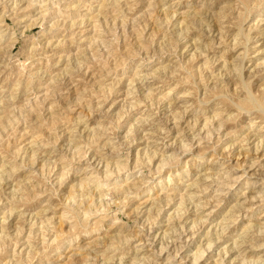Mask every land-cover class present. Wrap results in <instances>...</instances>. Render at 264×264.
I'll return each mask as SVG.
<instances>
[{
	"label": "rangeland",
	"instance_id": "374dc122",
	"mask_svg": "<svg viewBox=\"0 0 264 264\" xmlns=\"http://www.w3.org/2000/svg\"><path fill=\"white\" fill-rule=\"evenodd\" d=\"M221 258L264 264V0H0V264Z\"/></svg>",
	"mask_w": 264,
	"mask_h": 264
},
{
	"label": "bare ground",
	"instance_id": "6f19581e",
	"mask_svg": "<svg viewBox=\"0 0 264 264\" xmlns=\"http://www.w3.org/2000/svg\"><path fill=\"white\" fill-rule=\"evenodd\" d=\"M22 158V157H21ZM22 160V159H21ZM9 170V169H8ZM105 170V169H104ZM239 210V212L240 211H242V209H238ZM241 216V215H240ZM255 231V230H254ZM258 231H260V232H262L261 231V229H259ZM254 234H252L251 236H249V237H252ZM257 237V235H254L253 237H252V239L253 238H256ZM249 239V238H248ZM209 242V241H208ZM210 242L209 243H207V248H209L210 247ZM240 245H242L240 242L239 243H235L234 242V244H233V246H231L230 248H229V250H232V249H239V247H242V246H240ZM253 246V245H252ZM250 247V246H249ZM256 247V246H255ZM181 248V247H180ZM206 248V249H207ZM246 248V247H245ZM205 249V250H206ZM247 249V248H246ZM252 249V248H251ZM202 251H204V249L202 250ZM202 251H200L199 253H198V255L195 257V259H194V261H198V259L200 258V257H202V255H203V252ZM228 251V250H227ZM243 251H244V249H243ZM243 251H240L239 252V250H237V252H238V255H237V257L236 258H234V261H237V259L238 258H240V257H242V258H240V259H244L246 256H247V254H243ZM252 252V251H251ZM197 253V252H196ZM248 253V252H247ZM253 254V253H252ZM241 255H245L244 257L243 256H241ZM240 256V257H239ZM221 257V256H220ZM259 260V258H257V259H255L254 261H252V262H250V264H256L257 263V261ZM193 261V262H194ZM243 261V260H242ZM216 264H227V262L226 263H224V261L222 260V258L221 259H219V262L218 263H216Z\"/></svg>",
	"mask_w": 264,
	"mask_h": 264
}]
</instances>
